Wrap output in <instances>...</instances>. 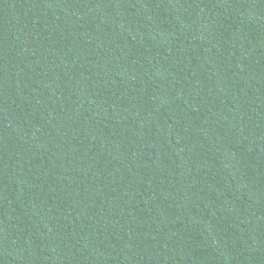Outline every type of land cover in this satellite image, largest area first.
<instances>
[{"label":"trees","instance_id":"16d2710c","mask_svg":"<svg viewBox=\"0 0 264 264\" xmlns=\"http://www.w3.org/2000/svg\"><path fill=\"white\" fill-rule=\"evenodd\" d=\"M0 264H264V0H0Z\"/></svg>","mask_w":264,"mask_h":264}]
</instances>
